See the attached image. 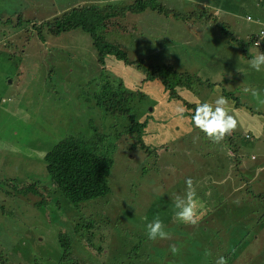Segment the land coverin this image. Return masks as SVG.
<instances>
[{
	"label": "rangeland",
	"instance_id": "1",
	"mask_svg": "<svg viewBox=\"0 0 264 264\" xmlns=\"http://www.w3.org/2000/svg\"><path fill=\"white\" fill-rule=\"evenodd\" d=\"M156 2L163 3L168 12L151 7L135 10L134 0L105 4L117 15L105 29L106 40L119 44L129 60L142 57L136 69L112 55H107L101 64L94 40L81 28L48 34L49 20L73 7L98 5V0H0V149L4 146L2 153L8 154L0 156V264H76V260L107 264L108 254L121 250L122 240L131 253L138 245L132 258L135 264H166L167 258L174 256L169 246L177 245L181 253L187 241L178 233L179 228L172 225L171 239L161 248L167 258L161 259L150 251L147 261L142 256V247L149 240L146 224L154 217L163 219L167 215L159 211V206L174 202L175 195L185 192V180L189 177L196 182V189L203 187L201 190L214 205L215 197H220L216 201L222 203L213 205L214 209L225 202L236 218L222 226L224 231L219 236L212 234L210 241L200 242L201 245L222 244L225 254L235 249L227 246L242 245L235 250L240 256L233 253L236 257L227 258L228 261L264 264V226L259 221H264V124L244 130L246 122L241 121L257 115L264 118V106H258L250 95L242 92L245 85L264 90V72L249 69V58L242 55L238 43L242 40L248 44L251 34L264 30V2ZM174 11L179 12L180 18L173 16ZM38 32H42L44 39ZM263 48L259 50L264 52ZM248 52L254 53L253 44ZM167 61L182 63L180 70L185 69V62L195 64L191 78L180 77L190 88L181 90L176 86L177 92L169 100L166 89L161 87L159 91L154 85L152 92L147 84H142L146 67ZM235 67L245 74L232 69ZM227 73L232 74L231 78ZM120 74L136 97L129 102L134 105L132 112L139 121L148 117L144 134L157 128V137L146 140L155 147L153 152L131 147L134 137L142 133L141 127L133 135L127 132L130 121L133 126V118L129 121L127 114H112L95 104L101 84L114 85L113 75ZM217 87L221 89L219 94L235 100L246 99L239 108L232 106V114L238 121L236 130L241 134L238 142L243 143L238 150L241 158L237 157L232 172H228L225 157L212 169L205 168L211 145L221 144L220 152L228 153L226 138L217 144L194 125L183 130L188 121L191 123L190 113L198 102L216 98ZM143 91L148 95L144 92L142 97ZM230 97L227 98L232 105ZM180 108L187 113L183 117L178 112ZM248 111L254 114H247ZM244 131H250L248 140L243 139ZM68 136H80L98 151L112 154L113 166L107 177L110 193L73 204L59 192L43 189L48 185L43 155L60 137ZM197 136L199 139L194 142ZM19 145L23 146L20 153ZM237 170L242 173L239 180L223 175L225 172L232 175ZM211 172L214 176L210 177ZM205 173L207 179L202 186L199 182ZM14 177L16 180L10 186ZM33 180L39 181L37 193L19 191L20 185ZM160 192L164 194L161 196ZM39 193L46 194V203L36 206L35 202L43 199ZM106 199L109 205L104 204ZM91 218L99 223L89 224ZM240 218L244 221H239ZM212 219L222 222L223 213L216 210ZM257 221L259 225L254 229ZM106 222L111 234L105 230V236L100 238V224ZM181 225V234L187 235L186 224ZM199 226L203 231L213 225H209L205 215ZM60 231L72 239V259L62 258L63 250L57 239ZM255 236L263 240L254 243ZM120 261L130 264L127 257Z\"/></svg>",
	"mask_w": 264,
	"mask_h": 264
},
{
	"label": "trees",
	"instance_id": "2",
	"mask_svg": "<svg viewBox=\"0 0 264 264\" xmlns=\"http://www.w3.org/2000/svg\"><path fill=\"white\" fill-rule=\"evenodd\" d=\"M135 1V10H139L140 8L144 7H151V9H157L158 11H164L165 13L168 12L166 9L167 7H164L163 3H158L156 0H134ZM264 1V0H262ZM258 3H262L259 2ZM122 10V9H121ZM115 10L110 8L109 6H98L95 4L91 5H82L78 7H73L71 10L64 12L62 15L55 17L53 20H49L46 24V27L48 28V34L58 35L62 32L69 31L71 29L75 28H81L83 31L89 33L92 40H94V47L96 50V53L98 52V55L100 56V63H105V58L107 55L114 56L117 60L122 61L125 65L134 66L136 69L139 68L137 66L138 62H142V57H137L134 60H129L126 54V51L120 47L119 44H115L112 42H109L106 40L107 34L105 33L106 27L111 22V18L117 16L115 15ZM173 16L176 18H180L179 12L174 11ZM183 19V18H182ZM122 25H119V27ZM45 27V28H46ZM222 27L226 29V25L222 24ZM44 30V29H43ZM37 31V30H36ZM38 35L41 39H44L42 36V32H38ZM253 36L250 35L248 37L249 43H245L242 40H239L238 42L240 44V48L242 51V54L247 56L249 59L251 58L248 53V47L253 44ZM235 40V39H234ZM232 40V41H234ZM262 47L264 45V40L262 41ZM254 45V44H253ZM264 49V48H263ZM190 63L185 62V69L180 70L181 64H176L174 62H164L152 66H148L144 69L145 76L142 78V84H147L151 88L155 85L156 88L160 91V88L167 90L168 93V100L171 98H174L175 93L177 92L176 86L178 88L182 89L183 87L190 88V85H184L183 81L180 79V77H188L191 78L193 74V67L194 63L192 61H189ZM127 73L130 71L128 69L125 70ZM119 76V77H118ZM113 75L112 79H114L115 84L111 85L108 82H104L101 84L99 91L97 92V95L95 97V104L102 107L106 112H110L112 114H118V115H124L127 114L129 121L130 118H133V126H131V121L127 125V132L130 135H133V132L135 130H139V127H141L142 133L140 135H136L134 138V141L131 143V147H140V149L147 148L149 152L155 151V147L151 146V144L147 143L146 140H144V128L147 125L148 117H144L142 121H139L137 115L132 112V109H134V105L129 102L134 100L136 97L134 94L130 91V84L129 82L126 83L123 76ZM106 76L105 78H107ZM129 78V77H128ZM161 86H160V84ZM142 84H141V90H142ZM154 89V88H153ZM154 92V90H151ZM143 91V96L144 97ZM146 93V92H145ZM147 94V93H146ZM148 95V94H147ZM223 95H226L223 93ZM227 97H230L229 95H226ZM232 99V106L235 108H239L243 104L241 102H238L234 99V97H230ZM184 114H187L184 112ZM191 114V113H190ZM254 112L252 113V115ZM184 116V115H183ZM189 116V115H188ZM153 119V116H149ZM263 118L262 116H260ZM153 120L158 121L157 118H154ZM176 128V127H175ZM184 131H187L186 128L183 129ZM245 130V129H244ZM237 133H232L231 135L226 137V143L227 146V152H224L223 154L220 152L221 148H223L220 145L215 146L211 145L208 150V156L207 158L210 159L205 163V168L212 169L214 166L218 165L220 162H224L228 166V172H232L233 167L237 164V157L241 158V154H239V148L242 147L243 143L238 142L239 138L241 137V134H239L238 130H236ZM235 131V132H236ZM250 131H244V137L243 139L248 140L250 138ZM244 140V141H245ZM234 146V147H233ZM18 148V147H17ZM16 149V148H15ZM17 150V149H16ZM17 153V152H16ZM18 153H20L18 151ZM43 160L45 162V172L46 176L48 177V185H44L43 189H46V192L49 191L50 193L59 192L62 196H64L67 201L73 204H78L87 200H94L98 197L105 196L108 193H110V187L108 185L107 177L110 173V170L113 166V157L112 154L108 151H98L95 149L86 139L80 137V136H73V137H60L58 141L54 142V145L50 150H48L43 155ZM230 165V166H229ZM240 165V164H239ZM238 165V166H239ZM23 168V167H22ZM232 175L230 173H223L224 176H231L234 177L236 180H239V175L242 174L239 170L234 171ZM204 176L206 174L202 175L203 181H200L199 183L204 185ZM210 176H214L213 172L210 173ZM218 177V176H216ZM13 179L12 182H9V185H13V181H15V177L11 178ZM38 180H33L32 182L27 184H22L19 186V191L23 193H37L36 190V184H38ZM27 185V186H26ZM203 187H200L197 190L198 198L209 200L211 203V199L208 196V194H205L201 189ZM180 193H184L183 191H180ZM179 193V195H180ZM43 199L35 202L36 206H40L43 203H46V194H42ZM60 195V196H61ZM61 196V197H62ZM63 197V198H64ZM217 199H220L219 196L215 197L216 204L212 205L219 206L221 203L220 201H216ZM108 199L104 200V204H108ZM97 203V202H96ZM102 203V202H101ZM91 204V203H89ZM225 202L221 205L219 210L223 213V221L222 222H216L211 223L212 228L209 230H203L200 231L199 234H196V232H199L197 228H194L193 231H189L186 228L187 235L181 234L182 230V223H179L175 219V212L176 209L174 207V202L170 203H163L159 209V211L166 212L167 215L161 219L162 222L165 225V230L169 233H172L173 229H171L172 225L177 226L179 228L178 233L180 235L184 236V239L187 241L186 249L174 256H171L169 258L163 257L162 253V246L168 245V239L161 240H148L147 245L142 247V256L143 258H146L147 261H150L149 252L152 251V253L157 255L158 257H162L161 259L167 258L166 264H215L216 260L220 256H224L226 259L231 257H236L235 255H232L233 253L240 256V254L236 253V249L240 248L242 245H230L227 246V248L235 247L234 250H232L231 253L225 254L226 250H224L222 244H208L206 246H202L200 242H209L210 237L212 234L219 236V233H222L224 231V228L222 227L225 224H229L233 222L236 218L234 216V213L232 210L227 206H225ZM101 205V204H100ZM109 205V204H108ZM243 220V218H240L239 221ZM92 222H89V224L97 223L98 221L91 218ZM106 221V220H105ZM244 221V220H243ZM261 221L260 224H263L264 221ZM259 221L256 222L255 227L259 225ZM108 222V221H107ZM100 224V238H103L105 236L104 231L107 230L109 234H111L110 229L108 228V224ZM251 221H245V223H250ZM99 223V222H98ZM262 226V227H263ZM108 228V229H106ZM234 234V233H233ZM93 236V235H92ZM96 236V235H95ZM199 237V239H198ZM58 241L60 244V247L63 250L62 258H69L72 259V253L70 251L72 239L70 235L66 232L60 231L58 233ZM254 243H257L258 239L257 236L254 237ZM88 245H91V237L88 238ZM130 247V246H129ZM209 250L211 252V255L208 257H205L204 253L205 250ZM138 250V245L133 250V253L128 252V246L125 241L122 240V248L119 250V252L116 253H109L108 254V262L107 264H124L122 261H120V258L127 257L129 258L130 264H135L132 261V258L135 254V252ZM156 252V253H155ZM232 255V256H231ZM254 257V256H253ZM228 264H233L230 261H228ZM76 264H84L83 261L76 260ZM147 264V263H143ZM241 264V263H238Z\"/></svg>",
	"mask_w": 264,
	"mask_h": 264
},
{
	"label": "clouds",
	"instance_id": "3",
	"mask_svg": "<svg viewBox=\"0 0 264 264\" xmlns=\"http://www.w3.org/2000/svg\"><path fill=\"white\" fill-rule=\"evenodd\" d=\"M260 2H264L260 0ZM108 3H115V0H98V6L102 7ZM250 19V17H247ZM263 29L257 34H251L254 44V53H249L250 59L247 60L249 69L255 72H264V52L260 51L259 48L264 40ZM260 37V40L256 39ZM237 72L245 74L243 69H236ZM225 72L223 71L221 75V80ZM229 78H231V73H227ZM217 93L216 98L212 101L198 102L194 111L190 114L191 125H194L196 129L213 143L219 144L227 136L231 135L236 131L238 127V121L232 114V105L229 98L225 97L221 92V89L217 87L215 89ZM244 94L250 95L257 103L258 106H264V90L250 85H245L242 88ZM185 109L180 108L178 110L181 117H183ZM199 139V137H194V142ZM185 192L183 195H175L174 197V207L176 209L175 219L182 224L190 225L193 227H198L200 222L203 220L207 213V209L204 203L198 198L196 190V182L192 178H186L185 180ZM161 196L163 192L159 193ZM238 203V201H236ZM145 219H147L145 217ZM147 235L150 240H165L171 239V234L165 230V225L162 220L157 216L154 217L152 221L146 224ZM171 252L175 255L178 254L180 248L172 244L169 246ZM205 257L211 255L209 250H205ZM215 264H228L227 259L224 256H220Z\"/></svg>",
	"mask_w": 264,
	"mask_h": 264
},
{
	"label": "crops",
	"instance_id": "4",
	"mask_svg": "<svg viewBox=\"0 0 264 264\" xmlns=\"http://www.w3.org/2000/svg\"><path fill=\"white\" fill-rule=\"evenodd\" d=\"M262 47V45L260 46ZM263 48V47H262ZM249 53V52H248ZM243 55V54H242ZM245 56V55H244ZM107 58V57H106ZM105 58V60H106ZM240 60L242 61V59L240 58ZM242 63H244V61H242ZM237 68L239 67H235V68H232L234 70H236ZM183 89V88H182ZM181 89V90H182ZM239 100V101H238ZM237 101L238 102H241L242 104L244 102H246V99L244 100L243 98H237ZM250 114L252 115V112L248 111L247 114ZM242 120H245L246 122V127H245V130H248L249 128H257L259 125H262L264 124V118H261L259 115L256 116V118H253V119H241ZM243 123V122H242ZM188 126L186 127V129L188 130L192 125L191 123L188 121L187 122ZM245 125V124H244ZM157 131V128H153L151 129V131L149 132H146L144 135H143V138L144 140H149V141H153V140H150V139H154L156 138L157 136L155 135V132ZM161 134V131L159 130V134L158 136ZM1 146V145H0ZM21 146V147H20ZM23 146L22 145H19V148H18V151L21 152V148ZM4 148V146L2 147V149ZM2 149H0V156L2 157H6L8 154L7 153H2ZM206 174V173H205ZM211 177V176H210ZM200 200L204 203L206 209H207V222H209V225H211V223H216V221H214L212 219V214L216 211V210H219L220 207H218L217 209H214V206L208 202H205V201H209V200H206V199H202L200 198ZM225 206L227 207V205L225 204ZM212 209V210H211ZM211 211V212H210ZM210 213L209 217H208V214ZM201 226H198V227H193V226H190V225H186V228L189 230V231H193L194 232V228H197L198 231H200ZM203 230V229H201Z\"/></svg>",
	"mask_w": 264,
	"mask_h": 264
},
{
	"label": "built area",
	"instance_id": "5",
	"mask_svg": "<svg viewBox=\"0 0 264 264\" xmlns=\"http://www.w3.org/2000/svg\"><path fill=\"white\" fill-rule=\"evenodd\" d=\"M262 32H264V31H261V33H262ZM257 40H260V37H258V38L256 39V41H257Z\"/></svg>",
	"mask_w": 264,
	"mask_h": 264
}]
</instances>
